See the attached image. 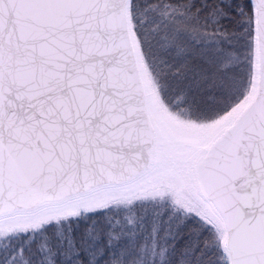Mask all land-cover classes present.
Masks as SVG:
<instances>
[{"label": "snow or ice", "instance_id": "snow-or-ice-1", "mask_svg": "<svg viewBox=\"0 0 264 264\" xmlns=\"http://www.w3.org/2000/svg\"><path fill=\"white\" fill-rule=\"evenodd\" d=\"M0 264H264V0H0Z\"/></svg>", "mask_w": 264, "mask_h": 264}]
</instances>
